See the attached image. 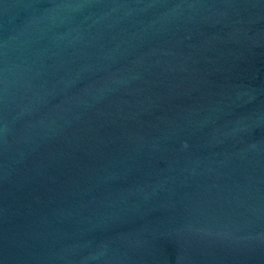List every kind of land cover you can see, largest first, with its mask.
Returning a JSON list of instances; mask_svg holds the SVG:
<instances>
[{
    "label": "water",
    "instance_id": "obj_1",
    "mask_svg": "<svg viewBox=\"0 0 264 264\" xmlns=\"http://www.w3.org/2000/svg\"><path fill=\"white\" fill-rule=\"evenodd\" d=\"M0 264H264V0H0Z\"/></svg>",
    "mask_w": 264,
    "mask_h": 264
}]
</instances>
